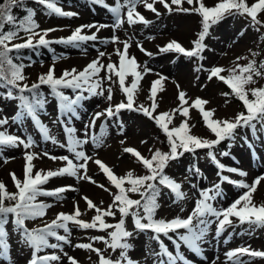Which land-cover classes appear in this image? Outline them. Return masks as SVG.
Returning a JSON list of instances; mask_svg holds the SVG:
<instances>
[{
    "label": "snow or ice",
    "instance_id": "snow-or-ice-1",
    "mask_svg": "<svg viewBox=\"0 0 264 264\" xmlns=\"http://www.w3.org/2000/svg\"><path fill=\"white\" fill-rule=\"evenodd\" d=\"M35 2L44 6L48 14H56L68 18L79 15L73 11H64L58 6L61 0H35ZM90 3L101 5L108 9L113 14V24L94 23L80 25L72 31L71 35L52 40L46 37H48L49 33L58 29H40L39 24L34 19L35 10L26 7L25 0H2L0 2V86L7 88V98L19 100L18 111L12 117L13 123L22 122L25 118H31L42 137L46 141L51 140L52 143L56 144L59 142L49 134L48 126L40 119V114L45 111L48 102L47 97L41 91L42 86L46 85L50 89V94L57 101L58 119L61 116L69 119L71 117L79 118L78 110L82 107V101L92 96H104L105 91H107L106 99L111 101L113 98L111 83L115 82L113 77L118 78L120 90L126 96V102L121 101L116 105L110 103L103 112H96L91 122L85 124L83 138H78L75 135L76 129L74 127H69L67 124L64 125L67 144H61L60 146L67 147L73 158H69V156L49 157L53 160L66 161L64 167L55 171L49 170L46 173L40 170L33 175L31 161L34 159L35 154L26 151L25 160L27 163L24 169V179L21 181L16 177L15 173H10L17 191L14 193L7 191L6 185L0 182V255H7L8 253V232L5 226L8 224L10 216L12 217V223L20 233L22 243L32 249L31 259L28 264H53V262H59L61 256L55 252L45 255L38 254L45 249H59L63 252L64 245L71 244L70 222L82 230L96 229L98 231H107L112 229L108 231L107 237L93 236L90 239L92 242H103L106 248H111L113 252L120 249V255L116 260L106 258L101 249L93 247V243H78L75 245L76 248L95 252L99 256V264H139V261H133L127 255L128 250L132 247L128 242V238L133 235V232L125 228V218L129 215L133 218L135 230L153 233L152 239L157 241L159 245V251L154 253L158 258L157 264H188L186 257L180 251L181 247L184 246L193 253L201 254V246L210 231V226L212 224L216 225L215 232L219 236L226 228L236 226L232 217H235L241 225L247 223L250 231L254 230V228L264 227V204L257 206L253 203L252 198L257 185L260 184L261 180H264V177H258L252 184L245 183L243 180H231L229 176L222 174L223 171L237 173L241 177L247 176V173L235 167L226 168L225 165L219 163L215 152L211 150L224 140L234 141L238 128L249 129L253 135L258 132H264V87L246 88L247 85L256 83L254 76H264V71H262L264 70V61L260 62L259 65H257L255 60H250L244 66L237 65L236 68L228 70L229 75L227 77L220 75L224 71L220 67H212L210 69L208 79L211 80L216 77L227 84L231 89V94H234L243 103L245 112L238 113L232 120L213 119L215 109L205 110L203 106L208 101L197 98L191 107L199 110L205 126L216 137V139L209 140L191 135L187 120L182 121L179 127H169L175 112L179 111L186 118L189 116V107L184 106L188 101L185 99L186 94L183 91H180L178 95L180 107L173 109L172 114L169 112L153 114L158 108L155 98L158 91L163 90L162 81L166 79L163 76H160L151 84L149 99L152 103L150 107L145 105L136 106L134 104V94L138 89L140 80L144 74L152 70L145 64L143 71H139L138 69L141 66L137 63L135 57L129 55L130 39L121 41L115 35V31L120 29L125 22L130 26L137 23L147 26L152 23L137 11L138 4H143L146 10L153 12L157 17L161 15L155 6L157 3L163 5V8L169 14L174 11L196 13L201 17L202 30L198 33L197 39L192 42L193 47L191 49L185 48L176 40L168 42L165 46L157 47L161 53L175 52L202 60L204 58L202 53L207 48L204 41L209 34V29L212 25L224 19L226 15H246L251 18L253 27H264V21L258 18L259 14L264 13V0H255L251 5L248 4L247 0H218L214 6H206L204 0H114V5H109L106 0H90ZM185 3L192 7H184ZM17 7L22 8L26 12V15L22 18H18L13 14V9ZM125 9L126 11H124ZM5 25L9 26L8 31H4ZM105 27H111L113 35L110 38H105L103 43L119 42L123 44L122 50L119 47L114 50L119 58L118 65L114 62H109L105 65L101 58L106 53L99 51L98 56L89 62L83 70L78 71L76 68L65 69L57 77L55 75V62L62 59L63 56H53V64L46 73L40 74L37 80L30 85L25 82L27 77L24 74V69L30 67L31 64L25 65L22 62H16L21 59L19 56L21 49L36 50L43 47L54 51L51 49L53 43L82 48V45L88 41H96L98 39L97 33ZM259 27H257V30H259ZM86 28L89 30L95 28L96 32L91 35L84 34V29ZM38 29L39 31H37ZM21 32L25 34L26 38L20 37L19 34ZM16 39H23V42L11 43ZM137 46L146 55H153L147 52L142 45L138 44ZM83 51L86 53L87 49H83ZM13 52L17 55L13 56ZM253 55L256 54L253 53ZM239 59L241 57H237V60ZM201 67L203 66L201 65ZM199 70L198 68L197 71ZM102 71L105 73L104 76L100 75ZM128 76L132 77L130 84H126ZM105 81L109 82L107 89L104 87ZM177 87L179 88V85ZM64 89H70L74 95L66 94ZM249 92L251 93V99H249ZM85 93L88 95H85ZM222 95L228 96L229 93H222ZM125 109L141 112L144 116L153 120L166 135L169 151L162 152L157 149L151 155V158H146L134 148H124L123 151L125 153H130L134 156L147 170L148 174L142 176H135L132 171H128L124 176H117L101 160L95 159L94 163L99 166L108 181L117 189V192L112 194L113 201L107 209L97 206L85 196L83 199L86 201L87 208L89 210L94 209L96 213L91 222L79 219L82 213L78 204H75L73 213H58L53 221L39 228L29 229L26 227V221L44 217L46 209L52 207L51 204L42 201L38 202L37 197L51 196L56 199H62L61 194L65 191L76 190L72 185L61 186L51 190L43 188L42 185L46 184L49 179L58 176H69L78 180H88L96 184V181L87 175L88 163L93 160V156L86 153L84 145L90 140L92 144L99 147L103 142L105 126L101 125L99 134L94 132L90 134V130L95 129L96 121L101 116L108 118L118 116L121 110ZM6 124H8V118H0V129ZM117 128L119 129V134H123L125 126L122 121L118 122ZM244 139L247 141L248 137L245 136ZM144 142L146 141H142V143ZM123 143L124 141L122 140L121 144ZM34 144L35 141L31 136L25 139L21 136L10 134L7 130H0V155H2L3 149L7 147L23 145L27 150ZM197 149H209L207 155L220 169L218 174L221 181L235 184L240 188L246 189V191L232 202L230 206L218 208L214 206L213 202L222 195V190L220 183H216L211 188L200 190L195 207L186 218H182L179 215L170 220L154 218L157 209L160 207L158 203V198L161 195L160 186L170 190L175 197L174 202H179L186 197V194L181 190V183L165 173L169 162L178 159L185 153L195 154ZM43 155L48 156L49 154L45 152ZM221 155L227 156L229 153L225 151ZM81 170H83V174H81ZM199 171V168H194V172L197 175ZM97 186L108 191L102 184ZM129 193H138L140 199H132ZM5 201L9 203H5ZM102 203L103 201H101ZM114 208L115 211L113 210ZM141 210L143 215H141ZM116 211L120 214L119 221L115 224L106 222L105 217H115ZM61 229L64 234H59L58 230ZM161 235L171 242L175 252L169 250L164 240L161 239ZM49 238H54L56 243H50ZM225 255L227 260L231 261V264H249V261H245L241 257L247 255L250 259L255 257L264 258V251L252 250L250 247H240L228 251ZM64 256L67 257L69 264H78V261L74 257L68 256L66 252H64ZM212 264H215V261Z\"/></svg>",
    "mask_w": 264,
    "mask_h": 264
},
{
    "label": "rangeland",
    "instance_id": "rangeland-1",
    "mask_svg": "<svg viewBox=\"0 0 264 264\" xmlns=\"http://www.w3.org/2000/svg\"><path fill=\"white\" fill-rule=\"evenodd\" d=\"M217 2L218 0H204L206 6H214ZM247 2L251 5L255 0H247ZM106 3L114 5V0H106ZM89 4L93 5L94 8ZM27 5L35 10L36 15L34 19L39 24L40 29H58L55 32L49 33L48 37H46L52 40L71 35L72 31L80 25L94 23L113 24V14L103 6H95L90 1L62 0L58 6L64 11H73L79 14L71 18L61 17L56 14L44 15L39 10L35 0H29ZM155 6L161 13L159 17L153 12L146 10L143 4L137 5V11L152 22L149 25L145 26L142 23H137L130 26L125 22L120 29L115 31V35L121 41L130 39L129 55L135 57L137 63L141 66L138 70L143 71L145 64L152 70L144 74L140 80L138 89L134 94V104L136 106L145 105L150 107L152 103L149 99L151 84L154 80L163 76L166 79L162 81L163 90L158 91L155 98L158 108L153 114L156 115L163 112L172 114L173 109L180 107L178 95L180 91H183L186 94L185 99L188 101L184 106L189 107V116L186 118L179 111L175 112L169 127H179L182 121L187 120L191 135L209 140L216 139L214 134L205 126L199 110L191 107L194 102L193 100L201 98L208 101L203 107L205 110L215 109L213 119L232 120L238 113L245 112L244 106L235 102L223 106L222 93L226 90L224 86L227 84L215 77L209 80L208 75L212 67H220L224 69L220 75L226 77L229 75V69L236 68L237 65H247L252 59L264 57V53L261 52L263 48L258 45L259 40L264 36V27L257 26L259 27V30H257V27L252 26L251 18L246 15H226L224 19L212 25L209 29V34L204 41L207 48L202 53L204 58L200 59L197 67L200 70L197 71L196 65L191 60L195 59L194 57H188L175 52L161 53L157 46L162 47L168 42L176 40L185 48L191 49L193 47L192 42L197 39L198 33L201 31V17L196 13L176 11L169 14L163 8V5L157 3ZM183 6L192 7L187 3ZM258 18L264 21V13L259 14ZM185 25L191 26L190 32L185 37L177 36L175 31L184 30ZM90 30L84 29V34H89ZM105 30L107 32L103 33L102 37L96 41H88L82 45V48H74L59 43L51 45V49L54 51L43 47L39 48L38 51L31 54L30 59L22 61L25 65L31 64L30 67L24 69V74L27 77L25 82L30 85L37 80L40 74L46 73L53 64V56H63L62 59L55 62V75L57 77L65 69L71 70L72 68H76L78 71L83 70L89 62L98 56L99 51L106 53L101 58L105 65L109 62H114L118 65L119 58L114 50L117 47L122 50L123 44L119 42L103 43L105 38H110L113 35L111 27H105ZM20 37L26 38L25 35H20ZM150 37L152 38L150 39ZM36 38L38 39V37ZM22 42L23 39H16L11 43ZM138 44L142 45L147 52L153 55H146L137 46ZM83 49H87V52L85 53ZM253 53L256 55H253ZM69 57L75 58L76 61H68ZM237 57H241V59L237 60ZM100 75L104 76L105 73L102 71ZM113 81L115 82L111 83L113 93L111 101L106 99L107 91H105L104 96H92L82 101V107L78 110L79 118L71 117L70 119L63 116L58 119L56 99L50 94V89L46 85L41 87L48 102L45 111L40 114V119L48 126L49 134L59 142L56 144L52 143L51 140L46 141L42 137L31 118H25L22 122L13 123L12 117L18 111L19 100L9 99L6 97V92L0 91V118H8V124L0 130H7L10 134H15L25 139L31 136L35 141L34 146L27 150L23 145L3 149V153L0 155V182L6 185L7 191L13 193L17 191L10 173H15L16 177L21 181L24 179V169L27 163L25 160L26 151L35 154L34 159L31 161L33 175L40 170L46 173L49 170L55 171L66 165V161L60 159L53 160L49 158L50 156H69V158H73L67 147L60 146L61 144H67L64 125L67 124L69 127H74L76 129L75 135L78 138H83L84 126L91 122L96 112H103L110 103L116 105L121 101L126 102V96L120 90L118 78L113 77ZM131 81L132 77L128 76L126 84H130ZM177 85H179V88ZM108 86L109 82L105 81V89ZM259 87H264V79L246 86L247 89ZM64 91L70 96L74 95L70 89H64ZM85 95L88 94L85 93ZM251 98V93L249 92V99ZM120 121L125 126L123 134H119V129L117 128V124ZM102 124L105 126V131L103 142L99 147L92 144L90 140L84 145L86 153L93 156V160L88 163L87 175L91 176L96 181V184L88 180H78L69 176H58L49 179L46 184L42 185L43 188L51 190L61 186L72 185L76 190L65 191L61 194L62 199H56L51 196L37 197L38 202L42 201L51 204L52 207L46 209L44 217L26 221V227L29 229L39 228L53 221L58 213H73L75 204H78L82 213L79 219L91 222L96 213L94 209L89 210L87 208L86 201L83 199L85 196L91 199L97 206L107 209L113 201L112 194L116 193L117 189L108 181L99 166L94 163L95 159L101 160L117 176H124L128 171H132L135 176L146 175L143 170V164L130 153H125L123 149L126 147L134 148L143 156L149 158L158 147L154 137L151 135L152 130L150 128L151 124L155 125V122L144 116L141 112L125 109L121 110L118 116L112 118L101 116L96 121L95 129L90 130V134L92 132L99 134ZM245 136L248 137L247 141L244 139ZM122 140L124 141L123 144H121ZM142 141L146 142L142 143ZM211 150L215 152L219 163L225 165V167H238L247 173V176L244 177H233L227 174L228 172L222 173L229 176L231 180H243L245 183L252 184L258 177H264V132H258L256 135H253L249 129L238 128L234 141L224 140ZM163 151L168 152L169 148L166 147ZM208 151L209 149H197L195 154L185 153L178 159L169 162L165 173L175 181L181 183V190L186 194V197L179 202H174V195L169 189L163 187L161 195L158 198L160 207L157 209L154 218L170 220L178 215L186 218L193 211L196 200L199 198L200 190L211 188L216 183H220L222 190V195L217 197V200L213 202L214 206L218 208L230 206L232 202L246 191V189L238 186L235 187V184H226L220 180V175L218 174L220 173V169L208 157ZM225 151L229 155H221ZM45 152L49 155H43ZM194 168H199L198 175L194 172ZM81 174H83V170H81ZM100 184L104 185L108 191L97 186ZM129 195L131 198L134 195L139 196L138 193H129ZM252 198L253 203L257 206L264 204V180H261L260 184L257 185ZM101 201H103L102 204ZM113 210L115 211V208ZM141 215H143L142 210ZM119 219L120 214L118 211H116L115 217H105L106 222L111 224H115ZM232 219L236 226L226 228L219 236L215 232L216 225L212 224L210 226V231L201 246V254L193 253L184 246L181 247L180 251L186 257L188 264H212L213 261H215V264H231V261L227 260L225 254L240 247H250L252 250L264 251V227L254 228V230L250 231L247 223L241 225L235 217H232ZM5 227L8 232V257L0 255V264H28L31 259L32 249L25 243H22L20 233L12 223L11 216ZM69 228L72 233L70 236L71 244H65L63 252L59 249H45L38 255L55 252L61 256V260L53 262V264H69L67 257L64 256V252H66L68 256L74 257L78 261V264H99V256L95 252L75 247L78 243H93V247L101 249L106 258L116 260L119 257L120 249L113 252L111 248H106L103 242H92L90 239L93 236L107 237L108 231L112 229L107 231H98L96 229L82 230L71 222L69 223ZM125 228L133 232V235L128 238V242L132 247L128 250L127 255L133 261H139V264H157L158 258L154 253L159 251V245L154 239L153 242L150 239L152 233L150 231L141 232L135 230L131 215L125 218ZM58 231L59 234H64L62 229ZM49 239L50 243H56L54 238ZM161 239L164 240L170 251L175 252L170 241L163 236ZM241 258L249 261V264H264V258L261 257L250 259L247 255H244Z\"/></svg>",
    "mask_w": 264,
    "mask_h": 264
},
{
    "label": "trees",
    "instance_id": "trees-1",
    "mask_svg": "<svg viewBox=\"0 0 264 264\" xmlns=\"http://www.w3.org/2000/svg\"><path fill=\"white\" fill-rule=\"evenodd\" d=\"M0 2H2V0H0ZM25 6H26V2H25ZM13 14L15 16H17L18 18H22L23 16L26 15V12L22 8L17 7L15 9H13ZM8 30H9V26L5 25L4 31H8ZM259 44H261V47L264 46V39H261L259 41ZM31 51H32V49H21L20 52H19V56H20L21 59L19 61H16V62L20 63V62H22L23 59L30 58ZM12 55L15 56L17 54L15 52H13ZM253 78H254L255 81L259 80L258 76H254ZM0 89H1L0 90L1 92H3V91L7 92V88L4 87V86H0ZM228 97H229L228 100L231 101V102L235 100L234 98L231 99V97L229 95H228ZM152 135L156 138L157 143L159 144V146H161L162 149L167 146L166 145L167 142H166V140L164 138V134H163L162 130L159 127L153 126ZM5 203H9V202L5 201Z\"/></svg>",
    "mask_w": 264,
    "mask_h": 264
},
{
    "label": "bare ground",
    "instance_id": "bare-ground-1",
    "mask_svg": "<svg viewBox=\"0 0 264 264\" xmlns=\"http://www.w3.org/2000/svg\"><path fill=\"white\" fill-rule=\"evenodd\" d=\"M65 8H66V7H65ZM66 9H67V8H66ZM148 16H149V15H148ZM190 30H191V26L185 25L184 30H177V31H175V34H176L177 36H180V37H185L186 34L190 32ZM90 31H91V32H89V34H90V33H93V32H96V29L93 28V29H91ZM105 32H107V30H105V28L100 29L99 32L97 33L98 38L102 37L103 33H105ZM89 34H88V35H89ZM69 60H70V61H71V60H75V58H71V57H69L68 61H69ZM75 61H76V60H75ZM210 170H211V169H210Z\"/></svg>",
    "mask_w": 264,
    "mask_h": 264
}]
</instances>
